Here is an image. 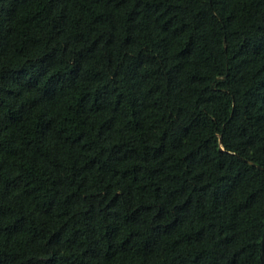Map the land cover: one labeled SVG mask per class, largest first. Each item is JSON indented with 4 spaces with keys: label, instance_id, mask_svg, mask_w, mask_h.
<instances>
[{
    "label": "trees",
    "instance_id": "obj_1",
    "mask_svg": "<svg viewBox=\"0 0 264 264\" xmlns=\"http://www.w3.org/2000/svg\"><path fill=\"white\" fill-rule=\"evenodd\" d=\"M264 0H0V264H262Z\"/></svg>",
    "mask_w": 264,
    "mask_h": 264
},
{
    "label": "water",
    "instance_id": "obj_2",
    "mask_svg": "<svg viewBox=\"0 0 264 264\" xmlns=\"http://www.w3.org/2000/svg\"><path fill=\"white\" fill-rule=\"evenodd\" d=\"M263 252H264V239H263ZM262 264H264V254L262 255Z\"/></svg>",
    "mask_w": 264,
    "mask_h": 264
}]
</instances>
